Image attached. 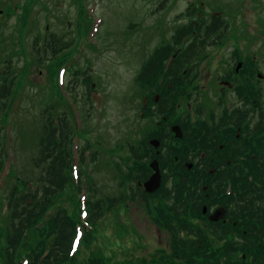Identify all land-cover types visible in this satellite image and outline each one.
<instances>
[{"label": "rangeland", "instance_id": "374dc122", "mask_svg": "<svg viewBox=\"0 0 264 264\" xmlns=\"http://www.w3.org/2000/svg\"><path fill=\"white\" fill-rule=\"evenodd\" d=\"M165 2L0 0V10H3L0 15V68H6L2 64L10 66L15 78L13 96L6 102L8 114L0 113V149L3 152V172L0 171V199L3 202L0 201V205L8 201L6 196L16 185L22 193L31 190L28 185L32 187L35 184L36 190L37 180L44 172V165L39 162L40 141L49 131L50 118L46 111L51 107L54 117L69 119L74 129L70 151L77 169H72L73 184L60 200L64 207L73 212L76 199H94L93 192L89 190V179H92L97 192L96 198L99 195L103 199L107 195L114 197L122 191L129 196V187H135V182L126 179L125 172L120 169L127 171V167L132 165L126 143H131L135 125L139 131H144V124L137 122L141 101L131 97V80L141 62L156 51L162 39L170 38L173 29L187 23L182 16H185L188 3L198 6L204 16H209L213 10H223L225 14L218 19H223L228 27L240 29L239 33L249 34V38L241 37L239 41L234 36V41L224 44L219 51L205 49L204 55L210 59L204 66L203 77L207 71H216L219 75L222 69H228L230 48L241 50L245 47L244 51L252 54L258 53L264 45V0L263 10L257 5V0ZM14 5L17 7L15 13L12 10ZM45 29L51 33L46 34ZM39 31L42 33L38 41V46L42 47L41 57L45 56V41L53 37L63 45L72 42L71 50L54 62H48L51 58L46 56L41 63H36L33 48ZM20 39L23 50L19 45ZM68 59L69 62L76 61L80 69L92 70L93 78L101 85L103 102L99 109L92 107L90 117L87 116L89 107L82 100L84 89L80 87L72 91L73 94L68 90L69 64L65 65L67 75L62 72V78L66 75L65 83L62 79L59 82L61 70L57 67ZM47 63L57 66L55 72L53 69L48 72ZM87 136L91 151L97 152V157L104 152L105 162L97 170L88 167L91 163L88 158L82 163L81 152L89 144L85 139ZM8 217L9 212L2 207L0 224L7 225ZM199 223L203 226L202 222ZM42 226L40 223L38 229ZM99 226L93 238L83 245L79 257L82 262L99 255H104L113 264L171 255L169 231L153 223L143 201H126L114 209L110 219H104L102 225L100 221ZM120 227H124L126 232L121 233ZM31 241V238L27 239L25 248Z\"/></svg>", "mask_w": 264, "mask_h": 264}, {"label": "flooded vegetation", "instance_id": "af4514ba", "mask_svg": "<svg viewBox=\"0 0 264 264\" xmlns=\"http://www.w3.org/2000/svg\"><path fill=\"white\" fill-rule=\"evenodd\" d=\"M188 4L182 16L187 23L173 29L170 38L162 39L131 80V97L141 101L137 122L144 124V131L135 125L129 142L135 197L140 201L154 199L155 194H148L144 184L155 174L156 165L162 179L158 193L188 189L200 207H208L207 218L224 207L227 214L219 223L237 226L232 217L236 212L231 209L234 198L241 197L240 193L244 198L253 184L264 183V45L252 54L245 52V47L230 48L228 69L219 75L207 71L203 77L210 59L204 55L205 49L219 51L224 44H231L234 36L239 41L249 34L217 19L223 10L204 16L193 2ZM192 9L196 28L201 29L179 35L180 28L190 24L188 12ZM8 74L9 70L0 68L2 91ZM2 155L0 149V164ZM229 186L233 191L227 195ZM243 205L245 216L235 215L243 222L241 227L260 224L251 221L252 202L245 200ZM257 209L264 216V207ZM256 236L264 240L263 235Z\"/></svg>", "mask_w": 264, "mask_h": 264}, {"label": "trees", "instance_id": "16d2710c", "mask_svg": "<svg viewBox=\"0 0 264 264\" xmlns=\"http://www.w3.org/2000/svg\"><path fill=\"white\" fill-rule=\"evenodd\" d=\"M166 3H168L167 0L164 4ZM188 14L192 18L190 24L181 27L179 35L196 28L195 10L192 9ZM198 28L201 29L200 26L196 29ZM58 42L59 40H55L54 37L45 41V55L49 54L50 63L71 50L72 42L64 45ZM188 53L189 51L186 54ZM7 58L10 57L7 56ZM37 61L38 63L42 62L40 58ZM65 62L66 60L62 61L58 68ZM47 65L50 68L49 73L52 69L55 72L54 68L57 66L49 63ZM72 67L73 79L70 81L69 89L75 91L81 82L79 77L83 76L87 69L82 70L78 68V65ZM90 81L88 78L83 82L87 90L84 99L86 103L92 104ZM2 82L5 83L6 91H0V106L3 104V107H0V113L5 110L6 100L13 89V80L8 81L5 78ZM51 108L50 110H52ZM50 110L46 111L50 118L49 131L46 137L40 141L39 162L44 165V172L37 180L39 184L36 190L31 189L28 193H22L16 185L6 196L10 210L7 225L0 224V264H23L26 262L27 264H113L104 255L93 256L89 261L83 262L79 260V257L83 245L97 233L100 221L102 225L104 219H110L114 209L116 210L126 201L132 203L137 201L135 191L129 187V189L131 188L129 196L122 191L117 196L103 200L100 197L96 198L97 192L92 185V179H89V188L93 192L94 199L85 205L90 215L86 221L87 224L80 225L82 223L80 201L76 199L73 212L68 211L64 207L65 204L60 201L73 184V160L70 150L74 129L69 119L54 117ZM87 116H91V111ZM86 149L87 147L83 151ZM84 160L85 152L82 154V161ZM92 162L97 163L98 169L102 168V163L105 160L102 157H97V153H95ZM125 165L128 164L125 163ZM120 170L125 172L126 179L133 180L131 166L127 167V171ZM257 179L259 180V177ZM258 183L259 185L251 186L249 195L243 198L240 193L241 197L236 196L232 202L231 209L233 207V212H236L232 214V217L237 226L211 223L204 218L198 201L193 200L191 193L185 198V201H182L180 196L173 198L169 191L167 198L173 199L170 200L171 203H165L162 196H157L154 199L160 200L159 203L144 199V206L148 213L154 217V223L170 233L171 255L162 254L157 257L153 256L151 260L141 259L123 264H264V240H260L256 236V233L264 236V222L262 224L264 216L257 209L264 207V183ZM241 186L240 183L239 187L242 190ZM245 200L247 203L251 204L252 202L253 204L250 209L251 221L260 224L252 223L242 228L243 222L235 218V215L243 218L246 210L243 205ZM48 213L52 214L48 215ZM199 222H202L203 226ZM40 223L43 226L38 229ZM80 227L86 233L79 250L75 253L74 243ZM119 229L121 233L126 232L124 227ZM87 230L92 231L88 232ZM29 238L32 241L25 248ZM213 245L216 247L213 248Z\"/></svg>", "mask_w": 264, "mask_h": 264}, {"label": "water", "instance_id": "95a60500", "mask_svg": "<svg viewBox=\"0 0 264 264\" xmlns=\"http://www.w3.org/2000/svg\"><path fill=\"white\" fill-rule=\"evenodd\" d=\"M95 100L99 102L97 97H95ZM154 169L156 170V174H154L151 179L145 184V188L148 193H154L160 188V174L156 165H154ZM224 213L225 211L223 209H219L213 215L210 216V221L218 222L219 220L224 218Z\"/></svg>", "mask_w": 264, "mask_h": 264}]
</instances>
